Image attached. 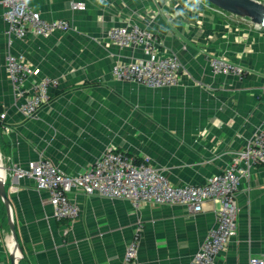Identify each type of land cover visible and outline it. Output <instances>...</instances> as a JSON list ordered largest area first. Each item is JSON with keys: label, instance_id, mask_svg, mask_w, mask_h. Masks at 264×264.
Instances as JSON below:
<instances>
[{"label": "crops", "instance_id": "crops-1", "mask_svg": "<svg viewBox=\"0 0 264 264\" xmlns=\"http://www.w3.org/2000/svg\"><path fill=\"white\" fill-rule=\"evenodd\" d=\"M28 3L44 20L68 22L71 30L18 38L9 33L0 8V104L7 126L0 127V162L8 169L5 188L21 248L14 252L0 198V264H122L139 229V264H189L216 226L215 202L191 214L181 206L135 208L129 200L73 193L79 218L57 220L49 193L38 191L31 179H16L9 168L45 158L78 175L117 147L148 159L175 186L204 185L264 126V28L193 0ZM75 3L85 9H73ZM127 22L155 34L163 53L180 59L177 86L151 89L114 78V66L146 57L142 49L110 42L109 31ZM9 55L33 70L27 88L45 77L59 80L32 118L20 111ZM215 57L247 75L215 74ZM237 202L238 234L217 264H249L264 256V164L242 178Z\"/></svg>", "mask_w": 264, "mask_h": 264}, {"label": "built area", "instance_id": "built-area-1", "mask_svg": "<svg viewBox=\"0 0 264 264\" xmlns=\"http://www.w3.org/2000/svg\"><path fill=\"white\" fill-rule=\"evenodd\" d=\"M258 1L264 3V0ZM72 7L85 9L83 3H75ZM0 8L5 10L4 19L10 27L9 33L18 38L30 35L48 37L54 32L71 30L68 22L44 20L29 6L28 0H0ZM108 38L121 48L142 49L146 56L114 66L112 74L116 80L151 89L178 85L183 69L180 59L176 55L164 54L163 42L155 34L138 24L127 22L113 27ZM211 69L215 74L239 79L247 75L243 67L219 57L211 60ZM7 71L16 96L21 99L20 111L28 118L38 114L50 101L49 91L60 84L57 79L45 77L32 88H27L25 84L33 70L14 55L7 58ZM1 117L5 118V115ZM263 164L264 126L257 129L245 149L235 153L222 173L212 176L204 185L174 186L163 172L150 165L148 159L139 160L117 147L108 148L93 166L78 175L63 173L45 158L29 162L26 167L14 165L9 171L16 179L33 180L38 191L49 193L57 220L79 218L80 208L70 199L73 193L129 200L135 208L143 203L181 206L191 214L202 212L208 201L215 202L219 206L216 226L189 264H217V257L238 234L237 194L241 180ZM0 169L4 171L6 182L8 169L1 162ZM140 232V229L137 230L134 240L126 247L122 264H139ZM249 264H264V256L251 258Z\"/></svg>", "mask_w": 264, "mask_h": 264}, {"label": "water", "instance_id": "water-1", "mask_svg": "<svg viewBox=\"0 0 264 264\" xmlns=\"http://www.w3.org/2000/svg\"><path fill=\"white\" fill-rule=\"evenodd\" d=\"M223 12L246 19L251 24L264 28V3L258 0H205ZM4 177L0 175V198L6 208L8 225L14 240V252H21L12 216L11 201L7 195Z\"/></svg>", "mask_w": 264, "mask_h": 264}, {"label": "rangeland", "instance_id": "rangeland-1", "mask_svg": "<svg viewBox=\"0 0 264 264\" xmlns=\"http://www.w3.org/2000/svg\"><path fill=\"white\" fill-rule=\"evenodd\" d=\"M193 1H198V2H203V4H206V5H208V6H211V7H213V8H217V7H215V6H213V5H211L210 3H208V2H206L205 0H193ZM218 9V8H217ZM218 10H220V9H218ZM221 11V10H220ZM221 12H223V11H221ZM224 13H226V12H224ZM229 14V13H228ZM234 16V15H233ZM70 31V30H69ZM182 64V63H181ZM58 80V79H57ZM59 86H60V84H59ZM59 86L58 87H56V89H58L59 88ZM256 133V132H255ZM1 171H3V170H1L0 169V172ZM222 173V172H221ZM4 174V173H3ZM220 174V173H219ZM216 175H218V174H216ZM215 176V175H214ZM208 181V180H207ZM171 183V182H170ZM173 185V184H172ZM175 186V185H174ZM204 210V209H203ZM195 214H198V213H195Z\"/></svg>", "mask_w": 264, "mask_h": 264}, {"label": "trees", "instance_id": "trees-1", "mask_svg": "<svg viewBox=\"0 0 264 264\" xmlns=\"http://www.w3.org/2000/svg\"><path fill=\"white\" fill-rule=\"evenodd\" d=\"M2 114H4V109H3L2 104H0V127H2V126L7 127L6 123L4 121V118L1 117ZM0 135H1V131H0Z\"/></svg>", "mask_w": 264, "mask_h": 264}, {"label": "bare ground", "instance_id": "bare-ground-1", "mask_svg": "<svg viewBox=\"0 0 264 264\" xmlns=\"http://www.w3.org/2000/svg\"><path fill=\"white\" fill-rule=\"evenodd\" d=\"M189 4V3H188ZM168 13V12H167ZM146 16V15H145ZM246 26V25H245ZM243 28V27H242ZM106 32V31H105ZM204 35V34H203ZM258 45V44H257ZM217 91V90H216ZM250 103V102H249ZM44 108V107H43ZM3 129V128H2ZM166 174V173H165ZM1 175V174H0ZM7 188V187H6Z\"/></svg>", "mask_w": 264, "mask_h": 264}]
</instances>
